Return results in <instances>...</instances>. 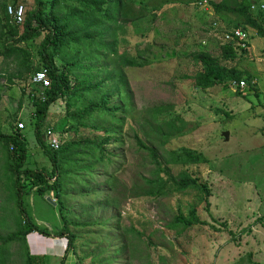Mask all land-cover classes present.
Here are the masks:
<instances>
[{
  "label": "rangeland",
  "instance_id": "obj_1",
  "mask_svg": "<svg viewBox=\"0 0 264 264\" xmlns=\"http://www.w3.org/2000/svg\"><path fill=\"white\" fill-rule=\"evenodd\" d=\"M200 1L204 0H145L149 11L141 20L142 31L132 23H123L124 31L120 36L127 38V42L120 51L143 52L151 63L125 68L135 109L132 115L135 129L131 127L129 135L125 134L129 169L121 179L128 185L138 186L142 175H150L153 168L147 151L138 147L136 133L162 154L164 166L173 174L187 168L207 186L208 192L186 190L158 200L137 196L139 191H133V197L129 198V193V199L119 209L122 210L121 227L127 232L125 242L121 243L119 230H113L108 224L106 218L111 214L108 207L103 214L105 227L96 224L85 228L90 230L88 238L92 236L95 242L89 240L83 245V237H79L77 252L70 251L64 264H264V36L248 27V51L240 52L233 60L221 59L228 66L248 71L254 87L247 85L241 90L242 95L236 93L231 84L198 88L194 75L201 63L194 58V53L204 50L221 58L223 32L233 28L238 20L232 15L216 13L210 5L211 1L222 0H207L206 5H200ZM21 2L26 9L33 6V0ZM254 4L264 5V0H254ZM137 6L140 7L139 2ZM252 11L264 23V7H252ZM215 21L217 28L212 26ZM33 63L40 66L37 54ZM22 88L21 81L9 83L7 77H0V129L11 131L12 115L17 114L13 124L21 121L24 129L27 127L29 165L49 167L50 162L33 132V104L28 92L34 87L26 86L24 95ZM37 90L40 89L37 87ZM64 104L60 99L50 107L45 121L50 128L62 117ZM158 105L166 106L178 116L171 130L180 134L163 144L161 132L168 127L156 123L148 112ZM56 132L62 142L68 136L60 129ZM182 146L200 152L203 160L187 166L174 165L168 160L167 150ZM1 152L0 146V172L4 165ZM5 195V190L0 188V233L12 230L1 224L7 216ZM50 196L55 203L50 201ZM53 197L47 193H32L25 197L24 210L42 227L55 232L62 222ZM96 200L78 196L76 213L69 212L73 231L77 232L73 221L82 219V208L86 209L84 206ZM193 205L202 222L191 227L176 223L175 217L186 216ZM90 209L88 205L87 210ZM91 211L94 213L88 217L90 220L100 218L99 207L94 206ZM117 211L118 208L113 210ZM117 221L114 217L113 223ZM27 240L30 252L40 257L43 264L61 263L67 246L65 236L47 237L32 232ZM237 243L242 244L240 253L228 255ZM97 245L104 251L101 256L90 252V249L95 251ZM17 247L12 244L10 250L16 251ZM10 264H19L17 255L11 257Z\"/></svg>",
  "mask_w": 264,
  "mask_h": 264
},
{
  "label": "trees",
  "instance_id": "obj_2",
  "mask_svg": "<svg viewBox=\"0 0 264 264\" xmlns=\"http://www.w3.org/2000/svg\"><path fill=\"white\" fill-rule=\"evenodd\" d=\"M10 3L24 5L21 0H0V77H7L9 83L21 81L23 95L27 94L26 86L34 87L28 92L33 104V132L50 164L49 167L29 165L27 127H19V121L13 124L17 119V114H13L11 131L0 129L4 157L0 188L6 192L7 203V216L1 224L12 228L0 233V264H10L13 255H17L19 264H43L40 257L30 252L27 236L32 232L47 237L65 236L67 246L60 263L64 264L70 251L77 252L79 237H83V245L89 240L95 242L92 236L88 238L90 230L85 228L96 224L105 227L106 219L113 230H119V238L124 243L127 232L121 227L122 210L119 209L124 201L133 197V191H139L138 195L134 193L137 196L158 200L186 190L208 192L207 186L187 168L173 174L164 166L162 154L136 133L138 147L147 151L153 168L150 175H142L138 186L128 185L121 179L129 169L127 149L124 147L125 134L128 136L133 126L135 111L125 68L150 64L151 59L143 52L130 54L126 50L120 51V47L127 42V38L120 34L126 22L142 31L141 20L149 11L145 0H33L32 7L26 9L24 6L21 23H15L8 14L7 5ZM253 4L254 0L210 3L216 13L238 19L233 27L241 26L246 30L253 27L257 34L264 36V23L254 15ZM221 45V58L204 50L194 53V58L201 63V68L194 75L195 85L206 89L217 84L227 86L233 80H245L250 87H254L253 77L248 71L221 61L222 58L233 60L240 52L246 53L248 48L226 42ZM145 51L150 52L147 48ZM36 54L39 67L33 63ZM42 68L48 71L50 86L37 90L38 86L30 79ZM236 93L242 95L240 89ZM60 99L64 100L65 110L62 117L52 124V129H60L68 136L58 149H54L47 142L46 130L51 126L45 121L50 107ZM21 108L22 102L19 110ZM148 112L156 123L168 127L161 132V144L180 134L171 130L173 120L178 118L171 109L158 105ZM167 155L174 165L187 166L203 160L200 152L184 146L168 149ZM32 193L54 196L62 222L55 232L42 227L34 216L25 212V197ZM78 196H90L92 201L97 200L88 204L90 210H87L88 205L82 204L86 209L82 208L81 220L73 221L75 228L80 230L75 232L70 227L72 220L69 212L73 210L76 213ZM94 206L101 209L100 218L95 221L88 218L93 216L91 210ZM108 207L111 214L105 219L103 214ZM117 208V213H114ZM114 217H117V223H113ZM175 221L186 227L202 222L194 205L186 216L177 215ZM12 244L18 245L16 251L10 250ZM94 250L90 249V252H97L100 256L104 252L99 245Z\"/></svg>",
  "mask_w": 264,
  "mask_h": 264
},
{
  "label": "built area",
  "instance_id": "obj_3",
  "mask_svg": "<svg viewBox=\"0 0 264 264\" xmlns=\"http://www.w3.org/2000/svg\"><path fill=\"white\" fill-rule=\"evenodd\" d=\"M206 1L207 0H204L203 1L204 3L200 1L199 4L206 5ZM252 7H256V5H253ZM262 7L264 6L262 5ZM7 11L15 23L23 22L24 20V5L23 4L14 6L13 4L10 3L7 5ZM217 25H218V22L215 21L213 23V27L217 28ZM222 37H223L224 43L225 42L232 43V44L241 46L242 48H247L248 46L249 33L242 27H233L231 29H226L223 32ZM203 43H206V42L204 41ZM31 82L36 85H39L41 90H44L45 88L49 87L50 78L48 76L47 69L42 68L36 71L31 78ZM231 85L235 87V89L244 90L247 87V82L245 80H240V81L233 80ZM18 126L24 127V123L20 121L18 122ZM46 138H47L48 144L54 149H58L62 144L61 135H58L57 132L52 128H48L46 130Z\"/></svg>",
  "mask_w": 264,
  "mask_h": 264
},
{
  "label": "crops",
  "instance_id": "obj_4",
  "mask_svg": "<svg viewBox=\"0 0 264 264\" xmlns=\"http://www.w3.org/2000/svg\"><path fill=\"white\" fill-rule=\"evenodd\" d=\"M241 241H243V240H241ZM31 247H32V245H31ZM241 249H242V244L237 243V245L235 247H233V249L231 251L230 250L228 251V255H231V252H234V254L240 253ZM234 254H232L231 256H233ZM226 258H229V257H226ZM214 264H218V263H214Z\"/></svg>",
  "mask_w": 264,
  "mask_h": 264
},
{
  "label": "clouds",
  "instance_id": "obj_5",
  "mask_svg": "<svg viewBox=\"0 0 264 264\" xmlns=\"http://www.w3.org/2000/svg\"><path fill=\"white\" fill-rule=\"evenodd\" d=\"M253 5H255V4H253ZM252 5V6H253ZM260 6H262V5H260ZM260 6H256V7H260ZM264 6V5H263ZM25 8V7H24ZM212 26H213V24H212ZM238 27H241V26H238ZM243 28V27H242ZM244 29V28H243ZM246 30V29H245ZM248 33H249V31L248 30H246ZM250 42V41H249ZM249 42H248V46H247V48H249ZM235 45V44H234ZM236 46H238V45H236ZM239 47H241V46H239ZM38 71V70H37ZM34 75V74H33ZM32 75V76H33ZM32 78V77H31ZM30 82H31V79H30ZM247 82V81H246ZM32 83V82H31ZM32 84H34V83H32ZM232 84V83H231ZM34 85H36V84H34ZM247 85H248V83H247ZM36 86H38V88L40 89V87H39V85H36ZM41 90V89H40ZM236 90H238V89H236ZM62 145V144H61ZM51 197V196H50ZM54 199V198H53Z\"/></svg>",
  "mask_w": 264,
  "mask_h": 264
},
{
  "label": "water",
  "instance_id": "obj_6",
  "mask_svg": "<svg viewBox=\"0 0 264 264\" xmlns=\"http://www.w3.org/2000/svg\"><path fill=\"white\" fill-rule=\"evenodd\" d=\"M224 134H225L226 136H227V135H229L228 131H226ZM50 201H52V202H54V203H55V201H54V200H52V198H51V197H50Z\"/></svg>",
  "mask_w": 264,
  "mask_h": 264
}]
</instances>
